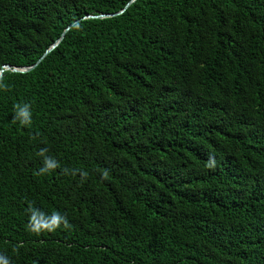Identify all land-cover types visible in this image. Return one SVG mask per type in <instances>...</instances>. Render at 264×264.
Returning a JSON list of instances; mask_svg holds the SVG:
<instances>
[{
    "label": "trees",
    "instance_id": "1",
    "mask_svg": "<svg viewBox=\"0 0 264 264\" xmlns=\"http://www.w3.org/2000/svg\"><path fill=\"white\" fill-rule=\"evenodd\" d=\"M128 1L0 0V254L264 264V0Z\"/></svg>",
    "mask_w": 264,
    "mask_h": 264
},
{
    "label": "clouds",
    "instance_id": "2",
    "mask_svg": "<svg viewBox=\"0 0 264 264\" xmlns=\"http://www.w3.org/2000/svg\"><path fill=\"white\" fill-rule=\"evenodd\" d=\"M0 88H3V84L0 83ZM13 119L17 121L22 127H30L32 124V112L29 104L17 105L13 116ZM39 156L43 157V167L40 168V173H46L60 167L58 161L52 157H48L45 154V150L41 149ZM214 161H211L208 166L212 167ZM81 178H86L87 173L81 172ZM102 178L108 177V172L105 170L101 173ZM27 230L32 233L42 232H54L57 229L70 230L72 224L69 222L67 216L63 215L59 211H53L51 213H45L37 211L35 207L30 206L28 212V223L26 225ZM0 264H11L10 259L0 254Z\"/></svg>",
    "mask_w": 264,
    "mask_h": 264
},
{
    "label": "water",
    "instance_id": "3",
    "mask_svg": "<svg viewBox=\"0 0 264 264\" xmlns=\"http://www.w3.org/2000/svg\"><path fill=\"white\" fill-rule=\"evenodd\" d=\"M134 1L135 0H129L125 4V6L121 10H119L118 12L108 13V14H99V15H95V16L87 15V16H84L82 19H84V18H105V17H112L115 15H118V14L122 13ZM78 20H80V19H78ZM78 20L74 21L73 23H76ZM70 26L71 25H68L64 29V31L61 33L60 37L38 58V60L34 64H32L30 66H22V67H11L9 65H4V68L7 70H10V71H13V72H28V71L32 70L47 55V53H49L62 40L65 32L70 28ZM2 72H3V70L0 71V76L2 75Z\"/></svg>",
    "mask_w": 264,
    "mask_h": 264
}]
</instances>
